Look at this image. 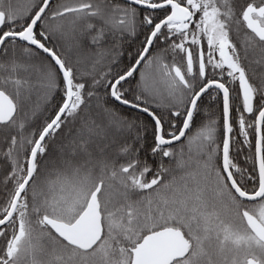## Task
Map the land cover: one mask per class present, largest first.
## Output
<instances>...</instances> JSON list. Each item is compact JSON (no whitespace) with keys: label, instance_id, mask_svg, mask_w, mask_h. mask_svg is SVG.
Returning a JSON list of instances; mask_svg holds the SVG:
<instances>
[{"label":"snow or ice","instance_id":"6c2138e0","mask_svg":"<svg viewBox=\"0 0 264 264\" xmlns=\"http://www.w3.org/2000/svg\"><path fill=\"white\" fill-rule=\"evenodd\" d=\"M0 264H264V0H0Z\"/></svg>","mask_w":264,"mask_h":264}]
</instances>
